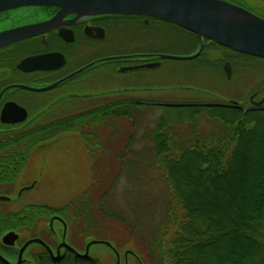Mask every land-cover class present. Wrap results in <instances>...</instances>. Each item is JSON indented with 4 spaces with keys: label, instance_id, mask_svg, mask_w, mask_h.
Here are the masks:
<instances>
[{
    "label": "trees",
    "instance_id": "1",
    "mask_svg": "<svg viewBox=\"0 0 264 264\" xmlns=\"http://www.w3.org/2000/svg\"><path fill=\"white\" fill-rule=\"evenodd\" d=\"M196 45L194 36L193 47ZM226 102L204 98L157 104L167 112L163 111L147 132L153 150L147 152L146 166L158 173L163 193L161 215L154 231L147 240L134 231L144 244L141 249L136 242L143 264H264V107ZM138 106L113 100L81 112L76 119L50 121L43 135L6 137L1 144L29 148L73 132L79 135L90 159H109L107 155L112 154L109 137H120L117 119L124 117L134 123V110ZM202 118L211 124L210 129H204ZM180 130H184V136ZM258 132L255 146L259 165L252 172L247 202L237 205L226 187L227 178L235 173L245 142ZM133 139L132 134L124 136V152L114 151L115 160L127 161L126 151ZM9 152L16 155L18 167L27 159V150ZM106 189L107 185L93 181L63 205L26 203L17 210L4 211L0 215V237L14 230L27 233L21 240L41 237L55 246L50 231L49 239L36 231L39 221H48L54 215L61 217L70 234L74 233L80 241L105 237L101 218L115 217L103 208ZM35 248L28 251L34 264H102L95 257L82 258L67 250L58 261H53L42 248L32 251ZM12 250L0 242L2 255L13 258Z\"/></svg>",
    "mask_w": 264,
    "mask_h": 264
},
{
    "label": "flooded vegetation",
    "instance_id": "2",
    "mask_svg": "<svg viewBox=\"0 0 264 264\" xmlns=\"http://www.w3.org/2000/svg\"><path fill=\"white\" fill-rule=\"evenodd\" d=\"M224 1L264 19V0ZM21 29L32 31L0 46V197L8 198L0 200V215L32 203L23 200L29 191L38 187L43 170L26 180L22 181V178L29 173L31 158H38L49 141L28 148L24 145H2L4 138L34 133L43 135L44 127L50 121L76 119L81 112L115 99L124 103H129L130 99L134 103H145V99L130 97L129 82L120 81L118 76L140 72L137 82L157 86L161 82L157 68L167 59L157 55L166 54L178 42L193 53L199 46L196 38L197 45L193 47L195 35L191 32L152 16H77L51 6H28L0 13V32ZM192 59L196 61L192 70L198 73V79L209 74L210 79L220 75L228 80L244 68L257 72L264 67V58L241 53L207 39L203 40L201 51ZM155 62L158 64L149 69L122 70ZM190 100L180 97L170 103ZM226 101L229 105L237 102L235 106L264 107V79L252 85L242 100ZM11 150H27V159L20 167L16 155L9 154ZM44 231L49 234L46 227ZM19 235L16 245L10 247L14 261L19 247L27 240H21L22 235ZM34 250L39 251L40 247ZM28 258L34 264V258Z\"/></svg>",
    "mask_w": 264,
    "mask_h": 264
},
{
    "label": "rangeland",
    "instance_id": "3",
    "mask_svg": "<svg viewBox=\"0 0 264 264\" xmlns=\"http://www.w3.org/2000/svg\"><path fill=\"white\" fill-rule=\"evenodd\" d=\"M179 43L175 48L169 49L166 54L188 56L193 53V50L180 46ZM195 63L194 59L163 60L161 67L157 68L161 77V82L157 86L137 82L138 77L140 78V72L122 74L118 76V79L122 82H129L128 94L130 97H140L145 101L157 103L179 100L180 97H188L191 100L203 97L216 100H242L248 95L252 85L258 84L264 79V67L257 69V72L252 68H244L241 73L233 75V78L228 80L220 75L210 79L209 74L201 75V78L198 79V73L192 70ZM189 71L191 73H188ZM130 82L135 83L130 84ZM134 111V123L124 117L117 119L120 137L114 135L109 137V148L112 152V154L107 155L109 159L97 157L90 159L77 133H64L66 135H60L48 141L38 158L37 156L31 158L28 167L29 173L22 178L23 181L28 177H33L42 169L43 177L39 180L38 187L29 191L23 202L53 206L63 205L76 198L93 181L96 184L107 185L103 208L105 211H110L115 217L101 218L104 232H106L103 233L105 237L95 239L103 240L111 246H115L120 257L119 264L145 262L141 259L136 242L141 249L144 244L136 233L145 239L148 238L149 234L154 231L161 215L162 183L158 173L146 166L149 163L147 152L153 150L147 132L154 127L163 111H167L162 106L149 104L138 106ZM201 123L204 129L211 128V124L203 118ZM180 132L182 136L185 135L184 130H180ZM128 134H132L134 139L126 151L125 158L127 161L120 162L115 160L113 152H124L122 141L124 136ZM258 136L259 132L254 138L245 142L244 151L241 152L242 158L235 165V173L227 178L226 187L233 193L237 205L247 202L252 172L257 170L259 165L258 161L260 160H257L259 151L255 146ZM107 160L108 163L105 164ZM46 224V220L39 221L36 225V231L49 239L50 235L44 231ZM129 228H131V232L133 231L132 233L129 232ZM53 229L57 232L58 240L56 239V242H58L63 229L61 223L54 222ZM26 234L23 232L21 235ZM66 234L65 241L68 239V241L76 244L75 246L78 248L72 245L75 249L83 251L84 239L80 241L74 233L71 232L70 234V231ZM52 247L54 250L56 244ZM129 250L137 251V253L135 252L137 258L131 254L124 257V252ZM89 254L97 258L102 264H116L115 254L102 243L91 245Z\"/></svg>",
    "mask_w": 264,
    "mask_h": 264
},
{
    "label": "water",
    "instance_id": "4",
    "mask_svg": "<svg viewBox=\"0 0 264 264\" xmlns=\"http://www.w3.org/2000/svg\"><path fill=\"white\" fill-rule=\"evenodd\" d=\"M28 6L57 7L60 12L77 16L99 14L152 16L182 27L198 39V49L191 55L159 54L157 55L159 58L192 59L201 51L204 39L241 53L264 58V19L243 7L224 0H0V13ZM31 31V29H21L0 32V46L22 35L30 34ZM157 64V62L146 63L124 67L122 70L149 69ZM230 104L235 105L237 102L233 101ZM11 121H21V119ZM7 199L4 196L0 197V200ZM54 222L61 223L63 228L60 241L56 242L54 250L42 238L32 237L25 240L19 247L16 261L0 253V263L32 264L33 262L28 258V251L34 247L43 248L53 261H58L65 250L78 257H93L89 254L90 246L102 243L115 254L116 264H119L120 257L115 246H111L103 240L87 237L84 240L83 251L75 249L68 239L65 241L68 232L67 226L64 220L57 215L50 217L46 224V228L52 233L55 241L58 240V235L53 229ZM19 238V232L8 230L1 235L0 242L2 245L12 247L16 245ZM129 254L137 258L132 250L125 251L124 257Z\"/></svg>",
    "mask_w": 264,
    "mask_h": 264
},
{
    "label": "crops",
    "instance_id": "5",
    "mask_svg": "<svg viewBox=\"0 0 264 264\" xmlns=\"http://www.w3.org/2000/svg\"><path fill=\"white\" fill-rule=\"evenodd\" d=\"M115 100H116V99H115ZM116 101H123V100H116ZM129 101L132 102L131 99H130ZM170 102H171V101H170ZM170 102L154 103V102H151V101H149V102L146 101L145 103H138V104H140V106H142L143 104H144V105H147V104H149V105H150V104L157 105V104L170 103ZM133 103H134V102H133Z\"/></svg>",
    "mask_w": 264,
    "mask_h": 264
}]
</instances>
